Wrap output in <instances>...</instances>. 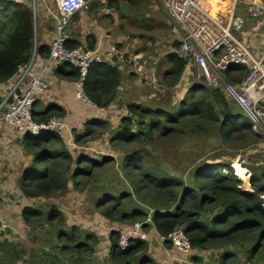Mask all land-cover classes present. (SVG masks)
<instances>
[{
  "label": "trees",
  "instance_id": "1",
  "mask_svg": "<svg viewBox=\"0 0 264 264\" xmlns=\"http://www.w3.org/2000/svg\"><path fill=\"white\" fill-rule=\"evenodd\" d=\"M107 5L118 8L112 0H107ZM34 36V13L31 6L16 0H0V83L6 82L17 66L30 58L34 48ZM66 46L74 48L79 44L67 40ZM94 46V41L88 42V48L93 49ZM177 46L178 41L174 40L168 54L169 67L163 72V84L171 91L186 83L184 73L188 63L176 57L173 50ZM48 49V45H38L36 54L46 57ZM56 71H62L69 79H76L78 76L77 69L68 65L60 66ZM246 72L245 67L236 66L232 71L225 70L224 74L226 81L234 83L245 76ZM119 84L120 72L116 65L94 64L86 74L83 89L97 107L106 108L115 99ZM1 99L0 96V102ZM163 99L168 103L160 102L153 106L140 103L126 105V114L121 115L118 128L110 137L109 143L113 148L126 149L120 166L130 192L119 190L116 194L112 193L115 195H105L95 202L96 210L110 220H143L146 215L144 210L126 208L135 199L154 209L151 225L164 238L163 245L167 248L171 244L166 236L177 225H183L191 249L202 251L246 244L247 260H262L264 207L261 203L264 195V170L259 174H249L250 186H246L242 179L220 174V171L215 174L212 171L213 164H204L193 171V180L188 184L182 177L174 176L160 164H147L151 152L141 148L142 145H154L156 138H166L176 132L185 133L187 126L191 128L190 133L209 134L211 131V134L226 143L251 142L260 138L259 134L251 129L247 121L238 123V116L233 114L229 107L230 102L220 88H206L201 85L185 87L183 97L174 106L171 93ZM62 112L58 106H49L42 113L33 111V115L37 120H44L60 116ZM102 124L105 121L94 118L85 124L79 135H75L74 142L80 143L83 139L92 137L93 126L99 127ZM21 141L22 146L32 156L29 168L17 180V188L27 198L49 197L54 193L64 192L68 182L66 173L72 164L76 165L70 178L75 188L83 184L80 179L93 175V169L104 166L92 159L82 164L83 157L74 160L62 138L54 133L26 137ZM104 160L108 161V158ZM21 217L29 227L38 220L54 226L57 238L64 244H70L79 255H89L92 252L93 243L96 241L94 237L86 236V240L91 239V244H88L86 241L80 242L73 227L70 232H64V218L57 208L51 207L46 212H41L26 206L22 209ZM149 226L150 224L144 223L142 228ZM118 236L119 232L111 233L110 259L123 264L138 258L140 264L147 262V259H142L146 251L144 241L134 240L127 249L117 250L115 245ZM64 244L60 247L61 250L67 247ZM8 246L6 239L2 240L0 252L8 254ZM230 256L229 251H223L220 264H232V260L227 263ZM190 259L195 261L196 256H191Z\"/></svg>",
  "mask_w": 264,
  "mask_h": 264
},
{
  "label": "built area",
  "instance_id": "2",
  "mask_svg": "<svg viewBox=\"0 0 264 264\" xmlns=\"http://www.w3.org/2000/svg\"><path fill=\"white\" fill-rule=\"evenodd\" d=\"M92 1L94 0H55V35L48 45V53L40 59L34 45L30 58L19 64L12 77L6 81L8 88L0 102V129L7 126L13 135L20 139L47 133L65 137L68 126L61 116L37 120L33 115L35 99L48 90L47 75L55 66L68 65L77 69L75 97L87 108L100 113L107 111L108 107H97L85 95L83 89L86 74L94 64H112L119 67L126 65L125 62L130 65L131 62L142 83L152 89L154 94L161 89L154 77L139 74L141 68L136 61L140 56H132V59H129L128 55L114 44H107L106 49L101 52L85 46H66V41L70 38L67 28L72 17L79 11L88 12ZM240 1L246 5L248 17L260 20L263 27L262 42L257 50L250 48L246 40L239 37L244 19L234 13V8L224 17L211 13L207 6L208 0H160L169 22L179 35L178 46L173 50L176 57L188 65L192 62L195 66L194 72L185 79L186 86L220 88L226 99L245 117L253 131H264V0ZM236 2L237 0H234V5ZM30 3L34 13L36 0H30ZM103 14L109 15L110 9L104 8ZM236 66L247 69L245 76L234 83L223 81L222 73L225 70H233ZM237 162L242 163L239 159ZM221 171L222 174L232 175L225 168H221ZM246 176L243 183L250 186L249 173ZM262 198L261 206L264 207V195ZM144 223H151L149 215L145 216L142 222H134L121 231L115 247L125 250L130 242L138 240ZM10 229L2 215L0 203V238ZM160 239L164 240L161 236ZM166 239L180 255L186 256L192 250L183 225H177Z\"/></svg>",
  "mask_w": 264,
  "mask_h": 264
},
{
  "label": "rangeland",
  "instance_id": "3",
  "mask_svg": "<svg viewBox=\"0 0 264 264\" xmlns=\"http://www.w3.org/2000/svg\"><path fill=\"white\" fill-rule=\"evenodd\" d=\"M125 1V6L120 8V13L125 16V21H119L120 26H117L118 28L116 29L122 36V38L119 39L122 43L119 45L117 44V47L120 48V50L127 49L126 51L132 54L134 50L131 49V45L135 37L141 34L144 37L151 36L149 34H157L158 38L151 40L153 43L159 39L160 34L166 31L162 28L161 30H159V28L157 30L144 29V25L151 21L147 17V14L156 17L160 24L159 26H163L164 28L166 26L164 23L169 19L165 16L162 9L153 4L155 0ZM207 6L212 14H215L217 11L224 14L231 11L233 8L236 13L239 10L244 11L246 9V5L240 0H237L235 5L234 0H208ZM117 12L116 15L118 16L119 11L117 10ZM245 16L249 19L247 15ZM167 29L168 31L165 33L169 32L170 26H167ZM149 43V39H145L143 40V44L139 46L142 47V45H148ZM164 48L161 46V48L157 49L155 57L158 58V61L154 66L155 72L153 73L156 77L155 80L160 87L163 88L162 91H158L154 94L153 90L143 84L141 79H139L141 91L139 93H128V101L124 102L123 105L125 103L136 102L151 106L160 102L168 103L167 100L163 98L168 97L170 93L174 100L172 101L175 102L173 106L177 105L178 102L176 103V101L179 94L173 93L171 89L168 90V87H165L163 84V72L168 68V55L165 54L168 48ZM125 64L127 63L125 62ZM143 75L149 76L148 74ZM229 102V107L233 110V114L238 116V123H242L243 121L246 122L247 120L240 114L234 104L231 101ZM120 117V114H118V119L115 123H111L112 121H110V123L105 122L104 125L102 124L103 126H93V136L83 139L80 143L74 142V138L75 135L81 133L82 128L72 131V142L69 143L68 149L72 158L75 160L78 157H83L82 164L87 163L90 159L104 164L103 167L97 166L93 169L94 173L92 176L87 179H80L83 183L82 185L75 188L71 186L72 183L69 182L70 188L66 187L64 192H57L46 198H25L22 196V201L25 202L26 206L36 208L41 212H46L51 207L59 209L64 218L63 231L68 233L70 232V228L73 227L80 242L86 241L85 237L83 238L85 232L95 236L92 232L97 231L98 233L102 230L104 236L109 235L108 226L112 224V221L104 219L99 215L95 207V202L104 198L107 194H116L120 189L130 192L120 166L122 162V151L126 149L122 148L121 151L118 152L111 149L109 143L110 136L117 130ZM189 129L191 128L187 126L185 133L180 134L176 132L172 136L166 138H156L154 140V145H142V149L145 148V150L151 152V158L148 159L146 163L160 164L164 168L170 170L174 176L182 177L184 182L188 184L193 180V171L204 164H213L212 171L215 174L221 171V168H225L228 173L231 172V174L234 175L233 171H236L240 177L245 179L247 177L245 176L246 173H251V175L254 173L259 174L264 170V131L262 129L257 130V132L260 133V138L251 142L247 141L246 143H226L220 138H217L214 134H211V131H209V134H200L190 133ZM104 158H108V161H105ZM238 159L242 163L237 162ZM243 160H245V162H243ZM221 172L220 174H222ZM69 176L70 173L66 175L68 181ZM130 207L129 205L126 206L128 209ZM69 214L73 215L69 216ZM142 219L144 220V218ZM143 220L123 222L121 224L129 227L134 224V222H142ZM32 225V227L27 226L23 233H18L17 231L15 235L11 234L10 241L12 245L9 247L10 253H5L2 258L0 257V264L3 262H7V264H107L106 262L95 263L92 261L91 257L83 261L81 258L86 254L84 256L83 254L79 255L80 253L70 246V244H64L57 238L56 228L45 223L43 220H38L32 223ZM123 227L120 228V232L127 228ZM149 229L150 228L140 229L139 240H142L143 236L149 232ZM151 242L152 239L148 238L146 244L150 246ZM63 244L67 247L61 250L60 247ZM247 247L248 245L243 244L231 245L221 249H209L204 262L199 261L192 263L190 259L187 260L192 264H220L221 253L223 251H229L231 256L227 263L232 260V264H264V258L262 260L254 259L253 261H248L246 253ZM90 254L91 253H89V255ZM190 254L191 253L186 256H190ZM130 261H135V259H131Z\"/></svg>",
  "mask_w": 264,
  "mask_h": 264
},
{
  "label": "crops",
  "instance_id": "4",
  "mask_svg": "<svg viewBox=\"0 0 264 264\" xmlns=\"http://www.w3.org/2000/svg\"><path fill=\"white\" fill-rule=\"evenodd\" d=\"M19 2L30 3V0H16ZM114 3L118 5V8H115L114 5L108 6L107 0H94L91 3V8L88 12H77L72 17V20L67 28V32L69 34V40L71 42H77L79 46H88V42H95L94 48L98 49L99 52L104 51L106 49L107 44H121L122 42L119 39L122 36L116 30L120 26L119 21H125V16L120 13V8L125 6V0H112ZM54 2L55 0H36V8L34 11V45H49L54 38L55 35V26L56 22L54 19ZM156 7L162 9L165 13L160 0L153 1ZM31 5V3H30ZM151 5V4H150ZM104 8L110 9V14L105 16L103 14ZM155 8V7H154ZM155 8V9H158ZM239 9V8H238ZM241 9V8H240ZM117 10L119 11L118 16L116 15ZM231 11L226 13H221L217 11L216 13L219 15H224V17L228 16ZM118 13V12H117ZM236 15L242 16L244 19V24L242 26V30L239 33V37L241 39H245L248 43V46L252 49H259L262 38H263V27L261 25L260 20H253L249 17V19L245 16L247 15V10L244 11L239 10ZM165 16L167 17L166 13ZM248 16V15H247ZM120 17V20H119ZM147 17L151 20L144 25V29L148 30H159L164 29L168 31L167 26H170L169 32L159 35V39L152 43L151 40L158 38L157 34H149L151 36H142L139 35L134 38L133 44L131 45V49L134 50L132 54H129L127 49L118 48L120 51L125 52L128 55L129 59H132V56H140L136 62L141 68V72L139 74H148L151 77L156 78L153 73L155 72L154 66L158 61L156 58L157 49L168 48V51L165 54H169L171 51V44L174 40H178V33L176 32L174 26L169 22V20L164 23L165 28L163 26H159L158 20L156 17L147 14ZM153 18V19H151ZM168 18V17H167ZM147 26V27H146ZM154 32V31H153ZM165 33V34H164ZM169 33V34H168ZM125 38V36H124ZM116 39V40H115ZM149 39L150 43L148 45L143 44V40ZM123 40V39H122ZM168 43V44H166ZM161 45V46H160ZM144 50V51H143ZM160 54V53H159ZM39 58H43L41 55H38ZM60 66H55L52 72L48 73L47 78L49 80V88L46 92L38 95L34 102L33 111L36 113H42L49 106H58L63 112L59 114L66 122L68 126V130L65 132V137L62 138L63 143L65 144L67 150L69 149V143L72 142L71 133L74 129H84L85 124L93 120L94 118L102 119L105 122L112 121L111 123H115L118 119V114L125 115L126 114V105L128 103L124 102L127 100L128 93H139L141 91L139 75L133 68V64L130 62V65L126 64L124 66H119L118 71L120 72V84L116 88V97L115 99L108 105V110L103 112H98L95 110H91L87 108L80 100L75 97V79H69L62 73V71L57 72L56 69ZM169 67V62H168ZM195 70V66L191 62L186 67L184 73V80L189 77ZM225 72L222 73L223 81L226 80ZM131 74V75H129ZM186 83L184 82L181 85L175 87L173 93L179 94L177 100L183 97L184 89ZM8 88V83H0V96L2 97ZM139 103V102H136ZM143 104V103H141ZM146 105V104H145ZM109 115V117H108ZM108 117V118H107ZM118 124V123H116ZM119 125V124H118ZM118 128V127H117ZM82 132V131H81ZM216 136V135H215ZM111 137V136H110ZM22 139L16 138L13 135V132L7 126H3L0 129V203L1 210L4 219L8 222L11 229L5 234L4 237L0 238V242L5 240L9 243V247H11V234L23 233L25 231L27 224L24 223L21 212L23 207L26 206L25 202L22 201V196L20 190L17 188V180L22 175L23 172L27 171L29 168V164L31 162L32 156L31 153L26 150L22 146ZM99 144V143H97ZM111 147V146H110ZM111 149L116 150L118 152L121 149H116L111 147ZM101 151V148H100ZM69 152V150H68ZM70 154V153H69ZM71 155V154H70ZM124 156V151H122V157ZM72 157V156H71ZM122 160V159H121ZM217 163V162H216ZM76 165L72 164L70 166L69 171L66 173L69 174V181L67 182L66 187L70 188L69 182H71V173L75 169ZM170 171V170H169ZM236 175V178L242 179L245 178L240 177L236 171H233ZM172 173V172H171ZM247 174V173H246ZM245 174V176H246ZM251 174V173H249ZM233 175V176H235ZM72 186V184H71ZM129 188V185H128ZM122 190V189H120ZM124 191V190H123ZM130 191V188H129ZM46 198V196H40ZM27 198V197H25ZM24 199V198H23ZM132 208H138L144 210L146 212L145 216H150L154 209L148 208L143 204L137 202L134 199ZM128 210V209H127ZM73 215V214H69ZM99 215L103 217L100 213ZM104 218V217H103ZM106 219V218H104ZM110 220V219H107ZM112 224L108 226V236H104L102 230L97 233V231L89 234L88 232L84 233L83 238L85 239L88 236L94 237V243L92 246V252L90 255H85L83 257V261L87 258L91 257L93 262L97 263H107V264H123L122 262H117L116 260L110 259V247H111V233L120 232V228L122 225L121 221L111 220ZM148 224V223H146ZM127 227V226H124ZM123 227V228H124ZM149 232L143 236L142 241L145 242L146 251L143 254L142 259H147L143 264H192L199 261L204 262L206 258V254L208 250H196L192 249L190 256L180 255L175 252L173 247L166 248L163 245V241L160 239L159 234L156 232L154 227L149 226ZM87 236V237H86ZM148 238L152 239L151 245L146 244ZM90 238L86 240V243L91 244ZM10 241V242H9ZM93 241V240H92ZM82 242V241H81ZM117 249V248H116ZM119 250V249H117ZM5 252H0V257L2 258ZM191 256H196L195 261H192ZM140 258L135 259V261H130V263L125 264H140ZM187 259L192 261L188 262ZM2 264H7V262H3Z\"/></svg>",
  "mask_w": 264,
  "mask_h": 264
}]
</instances>
